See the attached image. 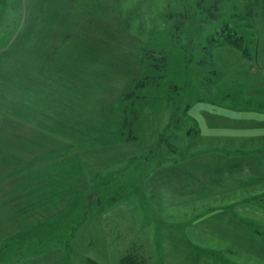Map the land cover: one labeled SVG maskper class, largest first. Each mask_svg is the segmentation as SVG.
<instances>
[{"label":"rangeland","instance_id":"rangeland-1","mask_svg":"<svg viewBox=\"0 0 264 264\" xmlns=\"http://www.w3.org/2000/svg\"><path fill=\"white\" fill-rule=\"evenodd\" d=\"M178 3V0H0V119L3 128L0 151H19L23 143L17 124L19 114L23 108L28 112L32 109L37 87L50 85L57 87L59 106L67 104L62 102V97L74 95L65 111L69 110L74 129H82L84 147L90 142L91 148L113 149L114 143L122 140L123 147L129 151H160L161 155L171 152L164 143L159 145L158 142L176 107L180 125L169 128L167 136L177 145L178 154H194L219 146L211 139L210 132L230 130L232 126L237 132L239 128L234 124L237 120L258 117L256 102L244 98L252 90V95L263 94L259 92L260 85L264 84V69L257 68L264 64V56L257 55V51L264 48V16L257 18L256 27L245 28L246 40L255 42L251 44L252 51L255 50L252 71L248 64L251 59H245L228 45L207 40L208 32L215 30L216 24L209 21L195 35L186 28L175 37L174 72L169 80L181 87L179 94L172 92L179 101L176 106L163 97L169 89L162 83L163 86L148 97L134 125L136 138L125 139L129 130L119 134L121 94L139 75L141 44L157 37L171 40L170 31L175 21L162 14L178 9ZM198 16H204L201 10ZM69 85L77 87L68 90ZM225 121L233 124L226 126ZM64 124L59 123L57 129L50 125L51 130H48L45 127L49 125L30 123L40 134L49 135L51 145L55 148L56 142L59 150L66 149V143L70 142L64 134L71 125ZM74 141L81 142L76 133ZM233 147L228 151H233ZM236 148L241 150L242 147ZM144 157H138L136 181L121 189L130 192L127 198L117 200L100 212L93 206L84 224L80 220L74 224L69 221L68 227L65 221H56V224L65 223L63 228L47 229L45 235L29 231L4 241L0 237V264H122L121 257L130 252L131 246L150 241L147 235L137 234L131 221H126L127 217L140 214L141 209L152 208L149 198L137 189L148 166L161 158L146 156L151 162L147 164ZM127 175L124 173L123 179H127ZM240 200L206 201L216 208L194 217L186 215L181 226L185 237L173 229L155 230L158 236L154 231L152 238L161 251L158 252L160 262L158 258L155 263L264 264V212L260 210L263 214L260 219L252 216L256 214L254 205L247 211ZM118 212L122 213V227L116 225L114 229L113 221L107 218ZM249 222L258 224L261 230L256 231ZM107 224L111 228L108 229Z\"/></svg>","mask_w":264,"mask_h":264},{"label":"crops","instance_id":"crops-1","mask_svg":"<svg viewBox=\"0 0 264 264\" xmlns=\"http://www.w3.org/2000/svg\"><path fill=\"white\" fill-rule=\"evenodd\" d=\"M259 54L264 56V48L258 49L257 55ZM252 61L248 63L250 71L254 70ZM262 68L264 69V64H260L257 70ZM260 86L259 93L263 94L252 95V90L248 91L249 94L244 98L256 102L258 117L249 116V119L237 120L234 123H237L239 128L237 132L232 130L234 126L230 130L210 132L213 136L211 139L216 140L219 146L198 150L194 154L180 155L178 151L163 153L165 158L160 163L158 161L148 166L142 175L141 186L137 192L140 191L141 195L149 198L152 208L149 211L141 209L140 214L127 217L126 221H131L130 225L136 227L137 234L143 233L150 240H146L144 244L133 245L130 250L140 256L145 264H156V260L159 258L160 262L161 259V256H158L161 251L153 240L152 233L160 229L161 232L173 229L185 237L181 226L186 221V215L194 217L216 208L206 201L220 198L232 201L241 199L247 211L251 210L250 205H254L256 214L252 216H258L259 219L262 217L264 84ZM68 87V90H72L77 86ZM56 92L57 87L51 85L34 90L32 109L28 112L23 108L17 121L19 135L23 141L19 145V151H0V237H3V241L29 231H34L35 235H45L47 229L63 228L65 223L66 226L69 225V221L74 224L76 220H80L84 224L89 217L91 199L95 203L99 194L104 199L111 196V193L113 195L121 191L123 185H132L138 174V157L150 155V151L125 149L122 140L114 143L113 149L97 146L91 148L90 142L84 147L82 129H74L70 112L65 111L74 95L62 97V102L67 104L59 106ZM80 97L83 99V94ZM119 110L121 128L123 115L122 110ZM249 114L254 113L249 111ZM30 123L49 125L45 127L48 130H51L50 125H55L57 129L59 123L70 124L71 128L64 134L68 136L66 139H70L65 145L66 149L59 150L56 142L54 143L57 147L53 148L52 138L47 134H40ZM231 124L233 123L225 121L226 126ZM2 130L1 126L0 133ZM75 133L81 138V142L74 141ZM256 145L258 147H255ZM232 146L233 151H228ZM239 146L242 147L241 150L236 148ZM145 161L147 164L151 163L147 157ZM124 173L129 174L127 179H123ZM108 178L113 180L108 181ZM110 188L113 190H109ZM115 202L117 200L113 203ZM121 214L118 212L107 218L113 221L114 229L116 225L120 229L122 227ZM116 216L119 217V224H116ZM56 221L65 223L56 224ZM248 225L253 226L256 231L261 230L257 228L258 224L249 222ZM262 226L261 224L260 227ZM107 227L111 228L108 224ZM156 231L155 235L158 236Z\"/></svg>","mask_w":264,"mask_h":264},{"label":"trees","instance_id":"trees-1","mask_svg":"<svg viewBox=\"0 0 264 264\" xmlns=\"http://www.w3.org/2000/svg\"><path fill=\"white\" fill-rule=\"evenodd\" d=\"M178 1V9L162 14L166 19L175 21L170 31L171 40H162L161 37H157L148 39L141 44L139 75L133 78L121 95L123 121L119 134L123 135L125 130H129L128 136L125 137L126 140L136 138L133 133L134 125L139 120L146 100L155 89L159 90L164 84L169 89V93L163 97L172 100L175 106L179 102L175 100L172 92L179 94L181 87L169 78L174 72L172 53L173 45H176L175 37L180 34L182 29L183 31L186 28L189 31L192 30V35H195L197 30L204 29L207 23L212 21L214 24L216 23L215 30L206 33L208 41L228 45L245 59L255 60V50L253 52L251 49V44L255 42L246 40L245 28L247 26L256 27L257 18L264 16V0H196V2L190 3L187 0ZM199 10L203 12L204 16H198ZM176 109L175 107L172 120L158 142L159 145L164 143L171 152L178 149L177 145L171 142L167 136L169 128L180 125L181 118ZM150 155L160 156L159 163L165 158L160 151H150ZM129 193L121 190L109 197H104V199L99 194L95 203L91 199L90 207L94 206L100 212L115 200L126 198ZM88 261L91 262L90 259ZM122 264H145V261L136 253L128 252L122 256Z\"/></svg>","mask_w":264,"mask_h":264}]
</instances>
